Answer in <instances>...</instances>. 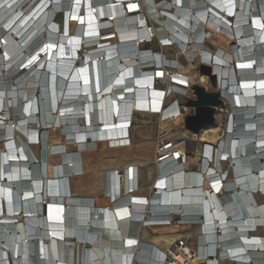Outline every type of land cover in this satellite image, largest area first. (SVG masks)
<instances>
[{
  "label": "bare ground",
  "instance_id": "6f19581e",
  "mask_svg": "<svg viewBox=\"0 0 264 264\" xmlns=\"http://www.w3.org/2000/svg\"><path fill=\"white\" fill-rule=\"evenodd\" d=\"M135 1L0 0V264H264V0ZM162 62L181 95L151 79ZM188 90L215 97L213 123L183 131L194 153L172 159L181 141L160 159L142 132L122 150H148L144 183L134 161L107 192L102 163L80 155L128 143L137 114L185 123ZM80 163L102 173V201L72 192Z\"/></svg>",
  "mask_w": 264,
  "mask_h": 264
},
{
  "label": "built area",
  "instance_id": "2783aa9c",
  "mask_svg": "<svg viewBox=\"0 0 264 264\" xmlns=\"http://www.w3.org/2000/svg\"><path fill=\"white\" fill-rule=\"evenodd\" d=\"M123 2L122 5V9L123 10H127V7H129L130 3H127L129 0H121ZM135 2H138V0H136ZM138 10V8H137ZM127 12H131V11H127ZM140 12V11H138ZM135 13H131L130 15H134ZM139 14V13H137ZM146 17V16H145ZM148 19H150L151 17H147ZM107 20V19H104ZM150 22V21H148ZM150 40H147L146 42H148ZM161 45H165V43L160 42ZM146 50H152V53H160L161 52V47H156V46H152L151 44H149V47L145 48ZM165 53V52H164ZM163 53V54H164ZM180 57V56H179ZM191 60L193 61L194 59L191 57ZM204 65L203 62H198L195 64L194 68L197 69L198 71H200V66ZM163 66H169L175 69H178L179 66L178 64H169L167 62H162L159 63L158 65H154V72L152 71L150 73L151 79L156 83V85L165 92V86L168 84L170 85L173 89L175 93H179L180 95L182 94V91L177 90L175 87L177 88H185L187 87V83L183 82L181 80H178V78H175L173 75H168L167 71L162 69ZM191 90V89H190ZM183 95H185V98L181 100V104L186 102V98L190 99L193 98L195 96H193V92L189 91L185 94L183 93ZM220 99H222L221 96H219ZM173 102L172 98L167 99L166 101H164L161 105V107H163V109L167 108L168 106L171 105V103ZM182 106V105H181ZM182 113H183V118L185 116H188L190 114L194 113L193 111H188L185 108H182ZM190 109V108H189ZM157 122V120H156ZM187 130L186 124H169L164 128H161L159 126L158 123V128L156 130V136H155V141H156V154L158 156V158H160L164 153H166L167 151L173 150L175 148H178L179 143L182 141L185 146L183 151H176L174 153H172L171 158L174 160H178L180 162H184L185 161V157L184 154L189 156V152L187 150L186 147V140L190 139L192 141L193 140V135L192 134H188V135H184L183 131ZM127 137V136H126ZM161 159V158H160ZM160 159L158 162H160ZM177 222H180L181 220L179 218L176 219Z\"/></svg>",
  "mask_w": 264,
  "mask_h": 264
},
{
  "label": "crops",
  "instance_id": "0c3cea01",
  "mask_svg": "<svg viewBox=\"0 0 264 264\" xmlns=\"http://www.w3.org/2000/svg\"><path fill=\"white\" fill-rule=\"evenodd\" d=\"M155 135H156V131H155V134H154L153 138H155ZM128 141L129 142L124 144V145L115 146V147L111 146V147H108V148H104V151H106L105 154H104V158H103V160H98V161H100L102 163V168L105 169L104 170V174H105V183H104L105 185L104 186H105V189H107V192H110V190H112V191L115 190L117 194H119L121 192V189L119 188V184H118V186H116L115 184L112 186L113 181H111V175L110 174L112 173L113 170L114 171H118V172H124L125 165L129 164V166L130 165L132 166V165L135 164V163H133L134 161H137V163H138V164L136 163L135 166H134L136 174L138 172V175H137L138 183H141V182L144 183V177H146V171H144L143 167L141 166L142 162H140V160H138V159H140V156L136 155V149H132V150H128V151L122 150V148H126V147L130 146L131 144L133 145V141H132L131 137L129 138ZM152 147H153V145H152ZM117 148H118V150H116ZM70 149H74V147H71ZM53 152L54 151H52V150L50 151L49 150V152H47L48 155L46 154V158H48V156H50V155H56ZM40 153H41V151H40ZM123 153H127L126 158L121 156ZM118 155H120V156H118ZM89 156L92 157V155H90L88 153L87 154L84 153L82 158H81V155H80L79 158L82 159V163L84 165L91 166L96 161V160L95 161H93V160L89 161L90 160V159L88 160V158H90ZM39 163H40L39 167L41 169L42 163L41 162H39ZM152 163H153V161H152ZM83 164L80 163V167L81 168L77 169L78 170V174H72V175H75L76 176L75 178H77L78 176H84L83 177L84 180L80 181V184H77L76 186H72V192H74V193H78L79 192L81 194H88L87 192L90 191V194L92 193V194L96 195V193L92 192V190H93V186L91 185L92 183L91 184H89V183L94 179L95 176L98 177L99 175H97L96 172L94 170H92V168H90L88 170H83V166H84ZM27 167L28 166L25 167L26 170H27ZM80 169H81V172H79ZM22 171H23V167H22ZM28 171L29 170H27V172ZM91 172L93 173L92 176L88 177L90 175L89 173H91ZM143 172H145L144 175L142 174ZM29 174L32 175L31 172H29ZM90 178H92V179H90ZM98 183L100 184V176L98 177ZM83 184H87V185H85L86 187ZM96 189L98 190V185H96ZM142 193H146V192L143 191ZM109 194L108 193L106 194V196L104 197L105 200H107V196ZM96 198H98V195L96 196ZM139 232H140V229L138 228L137 233L135 235L139 236Z\"/></svg>",
  "mask_w": 264,
  "mask_h": 264
},
{
  "label": "rangeland",
  "instance_id": "374dc122",
  "mask_svg": "<svg viewBox=\"0 0 264 264\" xmlns=\"http://www.w3.org/2000/svg\"><path fill=\"white\" fill-rule=\"evenodd\" d=\"M208 49H209V51L211 52H213V50H214V47H213V50H211V48H209V46H208ZM170 51V50H169ZM170 52H172V50L170 51ZM194 55V54H193ZM184 65V64H183ZM184 66H186V64L184 65ZM49 89H51L52 91H53V86L51 85V87L49 88ZM50 91V90H49ZM49 95H50V92H49ZM51 96H52V98L54 97L55 98V96H54V93L53 92H51ZM51 103H54L55 104V101L54 100H51ZM227 103V102H226ZM54 104H53V107H54ZM228 105H229V103H227ZM222 105V104H221ZM229 108H230V105H229ZM231 109V108H230ZM221 118H222V120H224V116H221ZM158 117H157V115L155 116V115H148V114H145V113H142V114H137V116H136V119H135V121H134V123H133V128H132V136H131V138H132V141H133V145H135V146H138L139 145V143H140V141H142L143 139H144V136L142 135V132H146L148 135H147V138H146V140H148V141H155V138H153V136H154V134H155V131H156V129L158 128V123H159V126H160V122H158ZM13 120V119H12ZM156 120H157V122H156ZM17 121H18V119H17ZM222 127V126H221ZM37 129H39V126H36V127H34L32 130H37ZM51 134V133H50ZM52 135V134H51ZM156 136V135H155ZM68 142H70V141H68ZM156 143V142H155ZM111 146H120L118 143H112V142H110L109 143V147H111ZM186 147H187V150H188V152H189V154H190V156L192 155V153H194V150H195V148H197V141H192V140H190V139H187L186 140ZM6 148V146L4 145V151L3 152H6V151H8V150H6L5 149ZM102 149V150H101ZM147 148L145 147L144 148V151L146 150ZM35 151V153L37 152V149H32V151ZM40 150H41V148H40ZM39 150V151H40ZM146 151H148V150H146ZM144 152L145 153V155H141L140 156V159H138V160H140V162H142L143 163V160L145 159V156H146V153L147 152ZM97 153L96 154H94V155H92V157L91 156H89L90 158H88V160L89 161H95V160H103V158H104V146H102V145H98V150L96 151ZM40 153V152H39ZM37 154V153H36ZM41 157V156H40ZM51 157V156H50ZM151 158V157H150ZM52 162H55V159L54 160H51ZM141 163V166L143 167V170L145 171L146 170V168L147 167H151L152 165H153V163H152V159H149V161L147 162V165L145 164V163H143L142 164ZM192 169H194V168H196L194 165H191L190 166ZM222 167L224 168V170H223V173H225L226 171H228V175H231V170H230V168H226V165L225 164H223L222 165ZM28 169V168H27ZM90 175L88 176V177H90V176H92V172L91 173H89ZM143 175L145 174V172H143L142 173ZM97 175H99L100 176V181H101V178H102V173L101 174H97ZM98 176V177H99ZM98 177L97 176H95L94 177V179L89 183V184H91L92 186H93V190H92V192L93 193H96V195H94V196H97L98 195V197H100V200L102 201L103 200V194L101 193V192H99L97 189H96V185L97 184H99L98 183ZM90 179H92V178H90ZM144 180H145V177H144ZM141 184H143V182H141L140 183V185ZM84 186L85 185H87V184H83ZM95 185V186H94ZM86 187V186H85ZM79 193V192H78ZM88 194H90V191L89 192H87ZM81 194V193H80ZM140 226H141V224L139 225V229H140ZM174 227V228H173ZM173 231H176V230H178V228H176V227H178V225H173ZM154 230H147V232H146V235L147 234H150L151 232H153ZM169 231H171V230H169ZM188 231L190 232V234H188V237H186V238H182L189 246H194V244H195V242H194V234H195V232H196V229L194 228V227H191V228H189L188 229ZM259 233L260 234H264V230H262V231H259ZM143 235V234H142ZM146 235H144V236H146ZM191 244V245H190ZM162 248L164 247L163 245H160ZM199 248H198V246H197V250H198ZM168 253V252H167ZM168 256H171L169 253H168Z\"/></svg>",
  "mask_w": 264,
  "mask_h": 264
},
{
  "label": "water",
  "instance_id": "95a60500",
  "mask_svg": "<svg viewBox=\"0 0 264 264\" xmlns=\"http://www.w3.org/2000/svg\"><path fill=\"white\" fill-rule=\"evenodd\" d=\"M200 72L209 73L210 67L206 65L200 66ZM196 97L188 100V105L194 108V113L186 117V127L196 132L200 128L213 123V109L212 105L215 104V97L201 90H196ZM221 104V99H217Z\"/></svg>",
  "mask_w": 264,
  "mask_h": 264
},
{
  "label": "trees",
  "instance_id": "16d2710c",
  "mask_svg": "<svg viewBox=\"0 0 264 264\" xmlns=\"http://www.w3.org/2000/svg\"><path fill=\"white\" fill-rule=\"evenodd\" d=\"M23 172L28 173L26 169H23ZM8 199L11 200V198H10V194H9ZM211 239H215V237H214V236H211Z\"/></svg>",
  "mask_w": 264,
  "mask_h": 264
}]
</instances>
